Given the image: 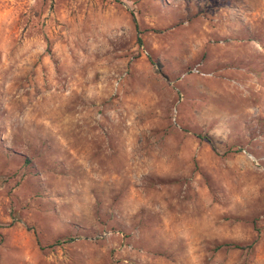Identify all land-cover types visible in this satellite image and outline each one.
I'll return each instance as SVG.
<instances>
[{"label": "rangeland", "instance_id": "374dc122", "mask_svg": "<svg viewBox=\"0 0 264 264\" xmlns=\"http://www.w3.org/2000/svg\"><path fill=\"white\" fill-rule=\"evenodd\" d=\"M0 264H264V0H0Z\"/></svg>", "mask_w": 264, "mask_h": 264}]
</instances>
